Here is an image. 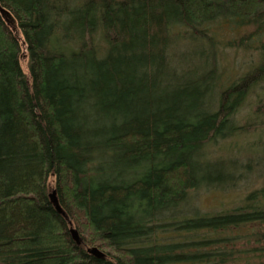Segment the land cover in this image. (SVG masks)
<instances>
[{
  "label": "trees",
  "instance_id": "obj_1",
  "mask_svg": "<svg viewBox=\"0 0 264 264\" xmlns=\"http://www.w3.org/2000/svg\"><path fill=\"white\" fill-rule=\"evenodd\" d=\"M262 131L264 0H0V264H264V188L195 207Z\"/></svg>",
  "mask_w": 264,
  "mask_h": 264
},
{
  "label": "rangeland",
  "instance_id": "obj_2",
  "mask_svg": "<svg viewBox=\"0 0 264 264\" xmlns=\"http://www.w3.org/2000/svg\"><path fill=\"white\" fill-rule=\"evenodd\" d=\"M238 53L235 55L232 52L226 58L229 63L233 66L232 72L236 71L238 74L245 73L248 69L250 63H252V58H247L243 54ZM225 75L230 71V69L223 67ZM241 141L239 138L236 139ZM250 143L248 145H254V149L251 151V156L254 158V162L258 164L261 161L257 174L251 175L250 178L246 179L244 182L239 183L235 188H229L230 191L217 193L216 191L212 192H199L198 195H195V207H197L202 213H219V212H227L238 207L240 201L246 197L252 191L257 189L264 188V131L258 134H252L249 137ZM252 142V143H251ZM240 143H234L231 145L227 151H222L223 153L220 155H216V158H237L239 160V165L241 166L246 159L250 158L247 152L242 156V151H238ZM226 151V152H225ZM241 152V153H240ZM240 154V155H239ZM258 168V167H257ZM262 178V180H260Z\"/></svg>",
  "mask_w": 264,
  "mask_h": 264
},
{
  "label": "water",
  "instance_id": "obj_3",
  "mask_svg": "<svg viewBox=\"0 0 264 264\" xmlns=\"http://www.w3.org/2000/svg\"><path fill=\"white\" fill-rule=\"evenodd\" d=\"M2 12L4 13V10H2ZM52 201H53L54 204L56 205L57 210H58L60 213H62L60 207H59L58 204L56 203V200L52 198ZM70 225H71V223H70ZM70 233H71V235H72L73 240H74L78 245H80V237H79V233L77 232V230L74 229V228H71V229H70ZM88 253L91 254V255H93V256H95L96 258H102V256H103V254L100 253L96 248L89 249V250H88Z\"/></svg>",
  "mask_w": 264,
  "mask_h": 264
}]
</instances>
